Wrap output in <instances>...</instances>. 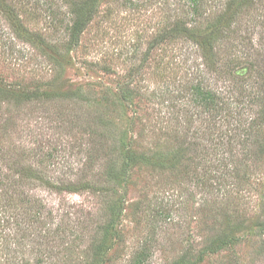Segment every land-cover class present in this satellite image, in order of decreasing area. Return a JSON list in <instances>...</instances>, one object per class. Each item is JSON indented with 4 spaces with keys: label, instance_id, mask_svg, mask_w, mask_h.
Returning <instances> with one entry per match:
<instances>
[{
    "label": "rangeland",
    "instance_id": "374dc122",
    "mask_svg": "<svg viewBox=\"0 0 264 264\" xmlns=\"http://www.w3.org/2000/svg\"><path fill=\"white\" fill-rule=\"evenodd\" d=\"M92 1L74 35L75 10ZM4 2L13 12L0 9V187L11 200L0 196L9 203L0 208V264H83L106 225L110 248L95 263L130 264L146 245L144 264L189 250L190 264H264V0L247 11L258 18L250 39L219 50L232 63L224 84L195 44L165 36L175 20L192 21L190 0ZM200 2L203 16L214 9L215 0ZM198 80L241 101L225 111L231 117L214 123L192 102ZM31 89L68 98L10 94ZM117 138L129 150L170 152L166 167L133 165L106 180ZM70 181L99 190L55 188ZM216 219L240 237L209 253Z\"/></svg>",
    "mask_w": 264,
    "mask_h": 264
},
{
    "label": "trees",
    "instance_id": "16d2710c",
    "mask_svg": "<svg viewBox=\"0 0 264 264\" xmlns=\"http://www.w3.org/2000/svg\"><path fill=\"white\" fill-rule=\"evenodd\" d=\"M4 1L5 0H0V9L3 11L7 10V12L10 11L9 14H11L13 10L9 9V6ZM261 1L262 0H215L214 9L209 11L207 14L204 13L203 16L200 6L204 4V2H200V0H190L192 5V21H184L182 19L175 20L171 23L169 28L166 29L165 36L170 38V41L178 38H184L192 44H195L196 47L201 50V55L205 59V63L208 64L207 67H212V72L217 75L215 78L219 77L222 78V80L224 79V84L227 79L226 77L230 75L229 70L232 69V63L228 58H224L225 54L219 53V50L225 44L230 49H238L239 46L243 45L244 41L250 39L248 36L252 30L253 24L255 23H253L252 20H258V18H249V16H247V11L254 6H257ZM83 6H85L83 10H81V7L75 10L77 17L75 18L71 28V33L74 35L82 31L96 10V3L93 1L91 4H83L82 7ZM262 18V21H264V17ZM196 19H206L207 23L205 26H202L201 21L200 25H197ZM9 20L12 21L13 19L9 17ZM191 22L194 23L191 24ZM221 68H224V70L219 71ZM221 76H224L225 78ZM191 90V95L193 96L192 102L195 103L196 106H200L208 111L209 116L214 119V123H218L219 120L225 116H230L225 114V111L230 112V109H237L239 103H241V101L236 98L233 99L226 96V94L230 92L227 88H211L208 87V85H204L200 80L191 86ZM10 94L16 98L25 99L26 101L38 100L41 97L50 99L59 95L57 93H48L47 91L40 93L37 89H31V91L27 92L22 90L16 92L11 91ZM59 96L68 98L65 94ZM116 140L118 141H115V149H118L111 154L112 156H109V161L106 164V180L114 179L116 181L117 179V181H120L121 175L126 172L127 168L132 167L133 165L149 164L151 167H158L161 169L166 167L165 164L168 160L167 155L170 152H160L157 150H153L151 152H145L142 150L137 151L135 149L129 150L124 148V140L122 141V139L119 140L118 138ZM111 152H113V150ZM181 154V149H178L172 157H169V160L178 157L170 167L174 166L175 163L179 161ZM248 154L251 156V153L248 152ZM70 182L71 183L56 185L55 188L58 190H76L78 193H92V190L95 191L98 189L95 185V181H86L85 183L80 181ZM2 185L3 186L0 187V196L5 197V200L9 202L11 200V194L8 193L9 188H5L6 184ZM14 185L17 186V184ZM107 191L111 194H116L114 188H108ZM5 204L9 203L5 202L4 204H0V208L4 209ZM214 226H218V229ZM221 227L223 230H221ZM257 228L256 233L259 232L262 234L260 227L258 226ZM210 230L212 234L210 237L206 238L207 243L205 245L209 253L221 251L223 248H226L230 244L238 241V238L240 237L234 233L235 228L229 229V227L225 224L223 225V222L219 219L214 221V224L209 231ZM109 233L110 231L108 225L101 228L100 231L96 230L94 234V241L84 249L87 256L85 257L83 264H102L101 262H95H97L96 260L101 259L110 248V246L104 245V239L105 237L109 238ZM148 254V248L144 245L140 250L133 254L130 264H144ZM191 255V250H189V252H185L183 255L173 260L171 264H190L189 259Z\"/></svg>",
    "mask_w": 264,
    "mask_h": 264
}]
</instances>
